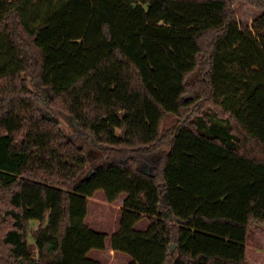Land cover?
Masks as SVG:
<instances>
[{"label": "trees", "instance_id": "1", "mask_svg": "<svg viewBox=\"0 0 264 264\" xmlns=\"http://www.w3.org/2000/svg\"><path fill=\"white\" fill-rule=\"evenodd\" d=\"M238 1L262 10L250 27ZM99 189L125 195L111 249L128 264H249L264 0H0V264H103Z\"/></svg>", "mask_w": 264, "mask_h": 264}, {"label": "rangeland", "instance_id": "2", "mask_svg": "<svg viewBox=\"0 0 264 264\" xmlns=\"http://www.w3.org/2000/svg\"><path fill=\"white\" fill-rule=\"evenodd\" d=\"M233 9L236 13L241 28L250 27L252 20L260 13H262V10H259L246 1L236 2L233 5ZM45 94L48 95V92L46 90L43 91L44 96H46ZM47 112L49 113V111ZM51 112L55 114L54 111ZM216 112L218 113V111ZM208 115L209 120L214 122L218 126L225 125V120L221 119L219 113H210ZM59 119L61 120L63 127L66 130H69L67 119L63 115L60 116ZM172 122L173 117H170L166 119V121L163 123V126L167 127ZM124 197L125 195L122 194L112 203L108 202L105 199L104 191L102 189L95 191L92 196L88 197V210L85 217V222L88 223L93 229L107 234L105 242L109 248L111 247V235L113 231L118 228V221L122 212V204L119 203L124 199ZM147 225V219H143L137 222L135 227L137 229L144 230L146 229ZM36 226L37 222L33 221L31 224L30 234H32V230L36 228ZM253 234L257 240L256 244L252 242H248L246 244V255L248 257L249 264H264V226L255 228L253 230ZM87 256L92 259L99 260L103 264H128V262L131 260V257L124 252H117V254L115 253V257L113 258L109 256L107 250L102 251L98 249H91L87 253Z\"/></svg>", "mask_w": 264, "mask_h": 264}, {"label": "water", "instance_id": "3", "mask_svg": "<svg viewBox=\"0 0 264 264\" xmlns=\"http://www.w3.org/2000/svg\"><path fill=\"white\" fill-rule=\"evenodd\" d=\"M43 116H45L47 119L57 120V118L54 117L53 115H51L50 113L43 114ZM174 249H175V244H174V243H171V244H170V250H171V251H174Z\"/></svg>", "mask_w": 264, "mask_h": 264}, {"label": "crops", "instance_id": "4", "mask_svg": "<svg viewBox=\"0 0 264 264\" xmlns=\"http://www.w3.org/2000/svg\"><path fill=\"white\" fill-rule=\"evenodd\" d=\"M114 201H115V200H114ZM111 203H112V202H111ZM122 203H123V200H121L119 204H122ZM113 232H114V231H113ZM104 250H107L109 256H110V257H113V258L115 257V253L117 254V252H114V251L111 249V247L109 248V247L107 246V244H106V248H105ZM104 250H102V251H104Z\"/></svg>", "mask_w": 264, "mask_h": 264}]
</instances>
